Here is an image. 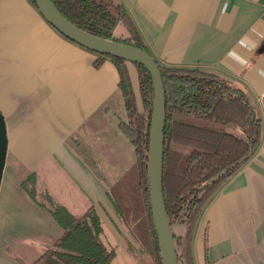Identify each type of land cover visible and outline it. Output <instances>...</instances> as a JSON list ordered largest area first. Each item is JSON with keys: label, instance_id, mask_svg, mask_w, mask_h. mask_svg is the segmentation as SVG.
<instances>
[{"label": "crops", "instance_id": "1", "mask_svg": "<svg viewBox=\"0 0 264 264\" xmlns=\"http://www.w3.org/2000/svg\"><path fill=\"white\" fill-rule=\"evenodd\" d=\"M119 1L162 65L215 72L256 103L260 150L202 213L193 256L195 264H264V0ZM115 35L129 33L119 24ZM97 59L64 38L29 0H0V112L8 139L0 193L8 174L11 204L33 200L22 183L35 175L39 207L48 206L46 194L76 218L94 206L110 234L103 208L120 224L112 235L140 264L110 198L136 165L119 128L126 113L120 77L111 61L96 68Z\"/></svg>", "mask_w": 264, "mask_h": 264}, {"label": "trees", "instance_id": "2", "mask_svg": "<svg viewBox=\"0 0 264 264\" xmlns=\"http://www.w3.org/2000/svg\"><path fill=\"white\" fill-rule=\"evenodd\" d=\"M29 1L38 9L34 0ZM51 1L66 19L83 31L140 48L153 56L119 0ZM119 24L127 29V38L116 37ZM96 56V68L108 60L118 70L126 112L119 120V128L131 142L136 156L133 170L110 192V198L136 243L135 258L140 264H163L148 179L153 80L142 65L106 55ZM157 63L163 77L167 111L163 174L165 204L178 263L195 264L193 239L198 221L218 192L258 154L262 145V118L250 93L217 73ZM129 65H133L137 73L141 108L137 106L138 96L132 85ZM133 175L137 178L143 212L136 214L138 218L129 223L116 196L120 186ZM22 187L37 202L35 175L29 176ZM45 199L48 206L39 205L47 207L63 233L32 264H114L116 248L94 206L76 218L49 194ZM19 260L22 261L20 257Z\"/></svg>", "mask_w": 264, "mask_h": 264}, {"label": "water", "instance_id": "3", "mask_svg": "<svg viewBox=\"0 0 264 264\" xmlns=\"http://www.w3.org/2000/svg\"><path fill=\"white\" fill-rule=\"evenodd\" d=\"M34 2L47 22L67 39L96 54L120 58L134 64L142 65L150 73L154 88L148 158L151 210L161 251L162 263L179 264L174 235L166 209L163 187L167 111L164 82L157 61L153 56L140 48L101 39L83 31L66 19L51 0H34ZM7 149L6 122L0 112V187L6 165Z\"/></svg>", "mask_w": 264, "mask_h": 264}, {"label": "rangeland", "instance_id": "4", "mask_svg": "<svg viewBox=\"0 0 264 264\" xmlns=\"http://www.w3.org/2000/svg\"><path fill=\"white\" fill-rule=\"evenodd\" d=\"M129 71L134 91L138 96L137 106L141 108L135 67L130 65ZM127 144L130 147L131 142L128 140ZM10 180L12 178H9L7 174L0 193V264H23V262L32 264L35 259L49 249V246L54 245L56 240L61 237L63 229L49 211L39 207L31 199L26 202L16 200L17 204H11L13 182ZM116 198L123 207L124 217L129 223L138 218L136 214L139 215L143 212L142 197L137 178L134 175L120 186ZM44 202H47L45 198ZM6 203H8L7 209H2L1 205L6 206ZM101 211L106 215L105 219L108 222V228H110L109 239L118 253L115 264H139L133 259V249L125 248L126 245L124 246L116 238L117 236L112 235L114 231H120L117 227L120 224L114 223V217L110 216L108 211L103 208ZM108 228L106 226L107 230H109ZM43 245H46L47 248L44 249ZM19 257L23 262H20Z\"/></svg>", "mask_w": 264, "mask_h": 264}]
</instances>
